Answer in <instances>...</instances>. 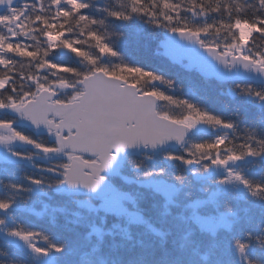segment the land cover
Listing matches in <instances>:
<instances>
[{"label": "snow or ice", "instance_id": "1", "mask_svg": "<svg viewBox=\"0 0 264 264\" xmlns=\"http://www.w3.org/2000/svg\"><path fill=\"white\" fill-rule=\"evenodd\" d=\"M0 264H264V0H0Z\"/></svg>", "mask_w": 264, "mask_h": 264}, {"label": "trees", "instance_id": "2", "mask_svg": "<svg viewBox=\"0 0 264 264\" xmlns=\"http://www.w3.org/2000/svg\"><path fill=\"white\" fill-rule=\"evenodd\" d=\"M142 40H143V37H142ZM143 42L148 45L147 48L142 49L143 55L151 56L153 50L156 47L157 41L156 40H151V41L144 40ZM60 59H65V58L61 57ZM181 75H183V72H181ZM190 87H195V88L202 90V91H214L215 93H218L221 89V85H219L216 81H211V82L205 83V82L200 81V80H194L192 84H190V85L186 84V92L188 91V89ZM223 87H227V86L224 85ZM223 99H227V98L225 97Z\"/></svg>", "mask_w": 264, "mask_h": 264}]
</instances>
